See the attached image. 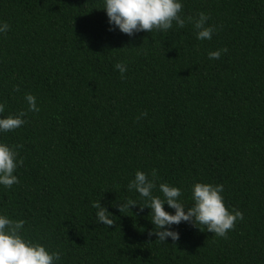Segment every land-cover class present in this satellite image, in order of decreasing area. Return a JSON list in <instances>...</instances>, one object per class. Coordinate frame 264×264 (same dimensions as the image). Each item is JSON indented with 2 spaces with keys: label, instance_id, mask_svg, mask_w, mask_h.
I'll list each match as a JSON object with an SVG mask.
<instances>
[{
  "label": "trees",
  "instance_id": "16d2710c",
  "mask_svg": "<svg viewBox=\"0 0 264 264\" xmlns=\"http://www.w3.org/2000/svg\"><path fill=\"white\" fill-rule=\"evenodd\" d=\"M182 4L184 16L208 15L210 40L190 23L109 30L103 0H0V102L5 116L26 113L0 134L23 161L19 183L0 186V212L25 220L26 237L59 251V264H264V0ZM152 169L154 195L168 183L191 207L194 182L223 184L225 206L243 219L225 238L182 222L177 241H155L144 198L127 190ZM129 199L139 205L120 209Z\"/></svg>",
  "mask_w": 264,
  "mask_h": 264
},
{
  "label": "clouds",
  "instance_id": "9594fccd",
  "mask_svg": "<svg viewBox=\"0 0 264 264\" xmlns=\"http://www.w3.org/2000/svg\"><path fill=\"white\" fill-rule=\"evenodd\" d=\"M182 0H103L102 9L105 10L108 18V24L118 29L121 33L133 36L134 33L141 31L151 33L153 30L167 32L173 28H184L186 23L192 24L197 40H210L214 32L218 29L216 26L209 25V17L204 12H199L194 18L192 16L182 15ZM9 30L6 22H0V35ZM227 48H220L208 53L210 60H218L222 53H226ZM123 79L127 72V65L124 62L115 64ZM18 91V89H15ZM28 105V110L38 112L36 98L26 93L24 96ZM5 112L4 103L0 102V134L11 132L23 124L26 115L20 112L16 115H3ZM147 113L142 112L136 117H146ZM20 145L10 146L0 142V186L5 189L18 184L19 180L15 171L23 163L18 159V149ZM151 177V179L149 178ZM157 179V170L152 169L150 173L137 170L134 177L129 181L127 190L136 192L144 198L143 206L137 204L135 200H127L121 207L140 206V211L145 207L150 209L151 223L155 225L156 230H149V236H155L161 244L166 243V238L172 241L179 239V233L173 228V225H179L182 222L202 225L208 232L215 236L225 238L229 230L235 227L238 220L243 219L240 210L225 206L224 186L223 184H213L206 182H194L191 186V207H186V203L181 201V189L168 183H160L158 190L163 198L154 195L153 191L157 188L155 180ZM172 209L168 212L163 205ZM92 207L95 211V218L99 223L111 226L114 222L112 215L103 207L99 201H94ZM119 209V210H120ZM26 221L23 219H12L7 214L0 212V264H59L61 253L55 250H49L43 244L34 242L26 237Z\"/></svg>",
  "mask_w": 264,
  "mask_h": 264
}]
</instances>
